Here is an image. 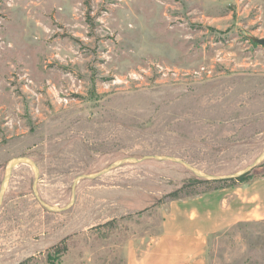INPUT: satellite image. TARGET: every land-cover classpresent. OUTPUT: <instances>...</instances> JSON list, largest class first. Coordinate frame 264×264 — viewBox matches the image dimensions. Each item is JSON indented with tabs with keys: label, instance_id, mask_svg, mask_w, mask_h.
<instances>
[{
	"label": "rangeland",
	"instance_id": "1",
	"mask_svg": "<svg viewBox=\"0 0 264 264\" xmlns=\"http://www.w3.org/2000/svg\"><path fill=\"white\" fill-rule=\"evenodd\" d=\"M261 40L264 0H0V187L11 159L37 168H12L0 264H125L166 215L239 185L167 197L187 165L262 156ZM208 259L264 264V220L211 234Z\"/></svg>",
	"mask_w": 264,
	"mask_h": 264
},
{
	"label": "crops",
	"instance_id": "2",
	"mask_svg": "<svg viewBox=\"0 0 264 264\" xmlns=\"http://www.w3.org/2000/svg\"><path fill=\"white\" fill-rule=\"evenodd\" d=\"M224 189L204 196L202 211L186 214L185 223L170 218L181 215H166L159 233L126 245L125 264H212L208 259L211 234L234 223L264 220V176L227 193Z\"/></svg>",
	"mask_w": 264,
	"mask_h": 264
},
{
	"label": "trees",
	"instance_id": "3",
	"mask_svg": "<svg viewBox=\"0 0 264 264\" xmlns=\"http://www.w3.org/2000/svg\"><path fill=\"white\" fill-rule=\"evenodd\" d=\"M261 170H257L260 169ZM194 174V173H193ZM264 176V163H260L259 165H257L256 167H254L253 169H251L250 171L238 176V177H233V178H224V179H213L212 181L209 179H205L202 177L197 176L196 174H194L193 177H191L190 179H188L187 181H185L183 183V185L179 188L176 189L172 192H170L169 194H167V197L169 198H177L180 195V192L182 189H185L189 186L195 185V184H199V183H212V182H233V183H238V184H242V183H249L257 178L263 177ZM221 188H225V186H218V187H213L210 189L213 190H218ZM164 198H161L158 200V202H162ZM157 202V203H158ZM114 219L109 221L108 226H114Z\"/></svg>",
	"mask_w": 264,
	"mask_h": 264
},
{
	"label": "water",
	"instance_id": "4",
	"mask_svg": "<svg viewBox=\"0 0 264 264\" xmlns=\"http://www.w3.org/2000/svg\"><path fill=\"white\" fill-rule=\"evenodd\" d=\"M261 42L264 44V40H261ZM27 158L28 157H18V158H13V159H11L9 161L8 166L6 168V171H5V175H4L3 181L1 183V187H0V196H1L0 205L2 204V201H3V198H4V194H5V191H6V187H7V186H4V183H5L6 179H7V181L9 180V177H10L11 172H12V168L16 164H18L20 162H25V159H27ZM28 159H30V158H28ZM14 160H16V161L14 163H12V161H14ZM263 161H264V152H263L262 156L259 157L251 166H249V167H247V168H245V169H243L241 171H238V172H235L233 174L226 175V176H212V175H209V174H205V173H202V172L198 171L197 169H195L194 167H192L190 165H187V168H189L197 176L205 178V179H209V180H211V179H224V178L238 177V176L250 171L251 169H253L257 165H259ZM31 162L35 166V163L33 162V160H31ZM35 168H36V166H35ZM8 171H9V176H8Z\"/></svg>",
	"mask_w": 264,
	"mask_h": 264
},
{
	"label": "bare ground",
	"instance_id": "5",
	"mask_svg": "<svg viewBox=\"0 0 264 264\" xmlns=\"http://www.w3.org/2000/svg\"><path fill=\"white\" fill-rule=\"evenodd\" d=\"M16 160H14V161H12V163H14ZM25 162H29V163H31L32 164V162H31V160L30 159H25ZM34 166V165H33ZM35 167V166H34ZM8 176H9V171H8ZM7 184H8V181H7V179H6V181H5V183H4V186H7ZM0 200H1V196H0Z\"/></svg>",
	"mask_w": 264,
	"mask_h": 264
}]
</instances>
